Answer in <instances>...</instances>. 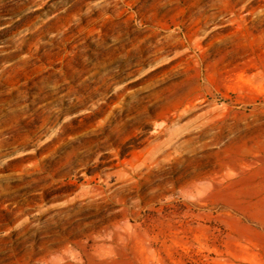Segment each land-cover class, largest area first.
Segmentation results:
<instances>
[{
  "label": "rangeland",
  "instance_id": "rangeland-1",
  "mask_svg": "<svg viewBox=\"0 0 264 264\" xmlns=\"http://www.w3.org/2000/svg\"><path fill=\"white\" fill-rule=\"evenodd\" d=\"M0 264H264V0H0Z\"/></svg>",
  "mask_w": 264,
  "mask_h": 264
}]
</instances>
